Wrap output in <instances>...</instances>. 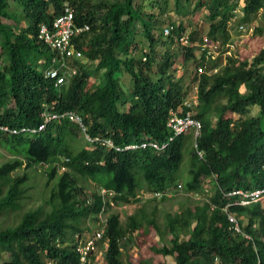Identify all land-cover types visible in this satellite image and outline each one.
Masks as SVG:
<instances>
[{
	"label": "trees",
	"instance_id": "obj_1",
	"mask_svg": "<svg viewBox=\"0 0 264 264\" xmlns=\"http://www.w3.org/2000/svg\"><path fill=\"white\" fill-rule=\"evenodd\" d=\"M65 3L73 7L75 21L88 23L89 29L73 38L83 54L72 60L77 74L57 86L44 75L54 65L53 52L37 31ZM168 7L179 18L166 14ZM232 22L238 29L263 31L264 0H172V5L170 0H0V122L36 126L44 104L58 117L36 132L0 130V145L16 154L0 163V264H76L78 235L96 221L103 227L98 244L107 241L104 263L134 264L122 255L142 221L154 222L146 217L145 202L157 197L145 199L125 222L114 209L102 222L98 212L108 199L99 186L111 189L119 205L140 200L135 194L142 186L152 190L179 183L185 191L203 190L205 176L213 187L209 201L166 212L165 231L172 235L158 251L170 254L171 264H264V206L236 204L228 194L240 186H264V43L248 54L230 50L224 55L233 42ZM166 26H171L168 34ZM181 34L191 44L181 43ZM202 42L216 43L218 53H197ZM119 73L129 77L127 88ZM195 85L196 101L187 105ZM254 105L258 109L251 114ZM179 106V113L192 110L201 121L196 136L201 155L192 143L187 147V133L177 134L161 152L86 143L76 148L72 138L81 129L68 114L60 115L76 112L90 134L125 144L166 138L170 110ZM184 144L189 178L182 184ZM37 165H46L44 184L53 183L44 204L20 212L29 176L12 173ZM63 165L68 169L60 170ZM139 173L145 183L138 182ZM79 175L95 181L89 195ZM226 204L238 214L240 231L223 212ZM178 231L187 237L180 238Z\"/></svg>",
	"mask_w": 264,
	"mask_h": 264
},
{
	"label": "rangeland",
	"instance_id": "obj_2",
	"mask_svg": "<svg viewBox=\"0 0 264 264\" xmlns=\"http://www.w3.org/2000/svg\"><path fill=\"white\" fill-rule=\"evenodd\" d=\"M170 4L172 5V0H170ZM165 12L166 14L172 15L173 19L177 17L179 18V14L176 11H174L172 7H168ZM197 12H200V10H197ZM201 12H205V11L203 10ZM189 19L185 17L182 20L185 24H189L188 23ZM254 23H257V19L253 21V24ZM232 24H234V22H232L230 25L231 26L230 31L232 33V39H233L232 42L233 46L230 48L232 53H236L238 52V50H241L242 54H248V52L250 53L252 48L255 47L258 43L260 42L264 43V29L261 32H256V31L253 32L249 28L246 30L238 29L235 26H232ZM137 38L142 39L143 37L141 36V34H138ZM139 53H140L139 50H137L136 54ZM178 72L175 73L178 74ZM119 74L121 77L122 85L125 88H127L129 77L127 76L126 73H124V75L122 73ZM184 81L185 83L188 81L187 75L185 76ZM194 93H195L194 91L190 92V96L193 95ZM257 109H258L257 105L252 106L250 113L256 114ZM186 138H187L186 139L187 147H189L193 139L192 131L187 133ZM72 140L76 148L80 147L81 145H85L86 143L83 136L80 133L77 134L76 137L74 136ZM185 149H186V144H184L183 147L184 157L180 163V167L178 170V174H180L179 176L180 179L178 180H180L182 184L185 179L189 178V175L187 173L189 153L187 152L186 155ZM14 156H16V154L9 151L2 144L0 145V163L5 159L12 158ZM44 166L46 165H37L29 168H25L21 166L20 168H17L15 171H13L12 174L22 173L26 171L29 176L28 178L29 188L25 196H23V199H21L22 206L20 212H23L24 209L38 206L40 203L44 204V197H46V195L49 194V190H50L49 187L53 183V181H50L48 185L44 184L46 180ZM78 179L79 182L85 186V190L89 194L91 189L95 185V181H93L89 177H84L81 175L78 176ZM137 180L138 182L145 183L141 173L137 174ZM201 187H203V190L199 189L198 191H185L182 189L180 191L170 192L169 196L171 195V193L174 194L171 197L168 196V198H164V199L161 198V199L146 201L145 202L146 203L145 210L147 212L146 217L147 218L151 217L152 219H154V222H156L157 227L155 226L154 222L149 224L146 220H143L140 228L135 230V232L133 233L132 240L128 242V247L126 250H124L122 259L124 261L130 260L134 264H171L173 262L172 256L170 254H163L158 251V249L161 248L163 245L170 244L169 239L172 235L171 232L165 231L166 212L175 213L180 209H182L185 205L192 204L196 201L202 202V200H206L207 198H209L213 190L211 178H209L208 176L203 177L201 182ZM142 202L143 199L139 201L131 200L116 205L115 207H113V209L119 211L121 221L125 222L127 216L131 212L137 210L139 208L140 203ZM44 206L48 207V205L46 204ZM138 211L139 210H137V212ZM18 216L19 214H17L15 217L17 218ZM178 232L180 238L187 237V233H184L182 231H178ZM91 264H105L103 260V252L102 254L97 253L95 258L92 260Z\"/></svg>",
	"mask_w": 264,
	"mask_h": 264
},
{
	"label": "built area",
	"instance_id": "obj_3",
	"mask_svg": "<svg viewBox=\"0 0 264 264\" xmlns=\"http://www.w3.org/2000/svg\"><path fill=\"white\" fill-rule=\"evenodd\" d=\"M74 10L71 4L65 3L63 7V11L57 14L51 22H40L38 31H37V37L42 40L44 43L50 47L53 54L51 57L52 62L54 65L48 66L45 71L44 75L51 79L54 83V85L60 86L63 83H67L72 80V78L77 74L78 69L76 65L72 63V60L74 59H81L83 57V54L80 49H78L74 42L73 38L89 29L88 23H77L74 19ZM171 26H166L163 28V32L165 34L169 33ZM251 29V28H249ZM179 40L183 44H191V41L189 40V37L187 34H181L179 36ZM200 45V48L197 49L198 53L200 51H204L205 55H211L212 57L215 56L218 53V49H216V43H207L202 42ZM228 49L224 52V55L226 53H230V48L233 46L232 43H228ZM199 71H202V67H197ZM216 68H213V71H215ZM196 90V85L193 86ZM193 89V90H194ZM194 90V92H195ZM196 101V94L194 93L190 99L186 98L184 100V103L187 105H190L191 103H194ZM171 115L167 121L168 127L172 130V135L187 131L189 129L193 130L194 136H196L199 132V129L201 127V121L199 118L195 117L192 110H186L185 113H179L181 111V107L171 109ZM66 115L68 114L73 120L77 121L82 129H85V126L82 123L81 117L76 112L71 111H64L60 115ZM44 119L45 121L51 118L52 116L57 117L56 112L51 113L50 110L45 107L43 111ZM44 126V122L39 124L38 128H42ZM0 129L7 131V132H19V131H35V127H27V126H21V127H15V126H9L8 124L0 123ZM86 137L90 140H97L101 144L105 146H113V141L111 138L108 137H99L94 136L91 137L88 134H86ZM171 138V136H170ZM196 145V142L194 143ZM200 152V151H198ZM103 194L107 193L110 195L113 193L112 191L106 192V189L101 190ZM170 192H172L171 189H165L163 191H154L152 194L156 196H161L162 194H166L169 196ZM231 193L237 194V198H235L232 202L233 203H240V204H247L253 200H261L264 201V188H256V189H235L232 190ZM172 194V193H171ZM105 198V197H104ZM114 205V201L111 200L109 197L108 203H104L101 213H104V210H106L109 206ZM224 211L227 215V218L230 222L233 223V226L235 230L240 231V225L238 221V216L227 209V207H224ZM101 220H104L103 218ZM242 233H244L242 231ZM103 234V227L97 228L94 233L88 237L87 239H84V241H80L77 245V249L79 252V261L77 264H87L89 261L90 252L93 251L95 248V240L102 237ZM245 234V233H244Z\"/></svg>",
	"mask_w": 264,
	"mask_h": 264
},
{
	"label": "clouds",
	"instance_id": "obj_4",
	"mask_svg": "<svg viewBox=\"0 0 264 264\" xmlns=\"http://www.w3.org/2000/svg\"><path fill=\"white\" fill-rule=\"evenodd\" d=\"M192 96V95H191ZM191 96H190V98H191ZM189 98V99H190ZM45 107H47V105L46 104H44V106H43V109H42V112H41V114H42V120L36 125V126H31V127H35L36 128V130H35V132L36 131H38V130H41V129H43L45 126H46V124H47V122L49 121V120H51V119H55V118H58V117H54V116H52L51 118H49L48 120H46L45 121V119H44V115H43V111H44V108ZM180 107V106H179ZM178 108V107H177ZM171 111V110H170ZM53 113V112H52ZM70 117V116H69ZM170 117V116H169ZM169 117H168V119H169ZM71 118V117H70ZM72 119V118H71ZM168 119H167V121H168ZM75 121V120H74ZM42 122H44V126L42 127V128H38V126H39V124H41ZM77 124H78V126L80 127V129H81V131L79 132L82 136H83V138H84V140H85V142L87 143V146H89V147H94V146H101V147H103L104 149H114V150H117V151H121V150H127V149H134V148H146V147H150V148H153V149H155V150H157V151H164L168 146H169V144H170V142L175 138V136L177 135V134H175V135H172V130L170 129V133H169V135H167V137L166 138H163V139H156V138H143V139H141V140H139V141H130V142H127V143H125V144H121V143H117L111 136H105V135H99V134H90L89 132H87L86 131V125H85V123L82 121V123H83V125L85 126V129L83 130L82 129V127H81V125L77 122V121H75ZM0 123H3V122H0ZM4 124H7V123H4ZM9 125V124H8ZM166 125H167V122H166ZM9 126H11V125H9ZM168 126V125H167ZM15 127H17V126H15ZM19 127H21V126H19ZM28 127V126H27ZM201 128V127H200ZM1 130V129H0ZM200 130V129H199ZM1 131H3V132H6V133H13V132H7V131H4V130H1ZM190 131H192V133H193V130L192 129H189V130H187V131H184V132H181V133H189ZM20 132V131H19ZM34 132V131H33ZM14 133H17V132H14ZM86 134H88L89 136H91V137H94V136H99V137H101V138H103V137H108V138H111L112 139V141H113V146H105V145H103V144H101L99 141H97V140H90V139H88L87 137H86ZM179 134V133H178ZM198 134H199V132H198ZM197 134V135H198ZM196 135V136H197ZM170 136H171V138H170ZM196 136H194V134H193V139H192V144H193V146L195 147V150H197V153L199 154V155H201L202 154V152H201V150H199L198 149V147H197V143H196V145L194 144L195 142H196ZM198 151H200V152H198ZM65 159L66 160H68V157H65ZM62 169H68V167L67 166H65V165H63V166H61V168H60V170H62ZM106 189V192H109V191H112L111 189H109V188H107V187H105V186H99V191H100V193L103 195V197H105L104 199H108V201H109V197L111 198V200H113V198L111 197L112 196V193L110 194V195H108L107 193H105V194H103L102 193V189ZM239 188H242V189H246V188H248V189H256V188H252V187H242V186H240V187H236V188H232L229 192H228V194H231V195H233L234 197H233V199H231V202L235 199V198H237L238 196H237V194H234V193H231V191L232 190H235V189H239ZM257 188H264V186H262V187H257ZM165 189H171L172 190V192H176V191H180V190H182L181 189V185L179 184V183H177V184H169V185H167V186H165L164 188H161V189H152V190H147L144 186H142V187H140L139 188V190L137 191V193L135 194V197H138L140 200L141 199H143V201H145V199H147V198H150V197H157V199H161L162 198V196L164 195V196H166V198H168V195H166V194H162L161 196H156V195H153L152 193L154 192V191H156V190H158V191H163V190H165ZM202 189H203V187H202ZM205 189H206V187H205ZM113 192V191H112ZM88 194V193H87ZM90 194V193H89ZM88 194V195H89ZM174 194H171L169 197H171V196H173ZM207 201H209L208 200V198L206 199ZM114 201V200H113ZM136 201H139V200H136ZM108 203V202H107ZM253 203H258V204H260L261 206H264V201H261V200H253V201H251V202H249V203H247V204H241V205H250V204H253ZM211 204V208L213 207L212 205V203H210ZM236 204H240V203H236ZM117 204L115 203V201H114V205H111V206H109L106 210H104V213L102 214L101 213V210H102V208L100 209V211L98 212V216H99V220L100 221H102V222H105V219H106V216H107V214H108V212L109 211H111V210H113V207H115ZM228 206V204H226V205H224L223 207H222V210H223V212H225L224 211V207H227ZM102 207H103V205H102ZM111 208V209H110ZM110 209V210H109ZM228 209V208H227ZM229 210V209H228ZM108 211V212H107ZM231 211V210H230ZM233 212V211H232ZM235 213V212H234ZM236 214V213H235ZM225 215H226V213H225ZM237 216H238V214H236ZM226 217H227V215H226ZM104 219V220H101V219ZM228 219V218H227ZM238 220H239V216H238ZM229 221V220H228ZM98 223H99V221L97 222L96 221V224L95 225H93L94 227L91 229V230H84L81 234H79L78 236V243L80 242V241H84V239H87L88 237H90L93 233H94V231L97 229V228H99L100 227V224L98 225ZM103 235V234H102ZM101 238V237H100ZM100 238H98V239H96L95 240V248L93 249V251L92 252H90V258H89V261H88V263L87 264H91V262H92V260L94 259H92V254H96L97 255V253H101L102 254V252H103V254H104V249H103V245H107V241L106 240H104V243L102 242L100 245L98 244V241H99V239ZM78 245V244H77ZM102 245V246H101ZM95 255V256H96ZM79 261V257H78V260H77V262ZM77 262H76V264H77Z\"/></svg>",
	"mask_w": 264,
	"mask_h": 264
},
{
	"label": "crops",
	"instance_id": "obj_5",
	"mask_svg": "<svg viewBox=\"0 0 264 264\" xmlns=\"http://www.w3.org/2000/svg\"><path fill=\"white\" fill-rule=\"evenodd\" d=\"M102 246V245H101Z\"/></svg>",
	"mask_w": 264,
	"mask_h": 264
}]
</instances>
